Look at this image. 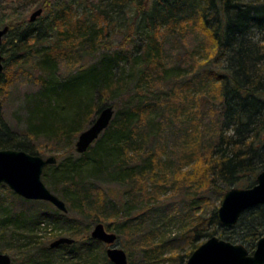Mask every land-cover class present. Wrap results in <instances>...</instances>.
<instances>
[{"label":"trees","instance_id":"1","mask_svg":"<svg viewBox=\"0 0 264 264\" xmlns=\"http://www.w3.org/2000/svg\"><path fill=\"white\" fill-rule=\"evenodd\" d=\"M35 2L0 0V14ZM51 2L42 3L49 12L38 25L25 18L0 22L10 27L1 47L0 150L43 156L41 138L63 150L42 179L68 211L4 186L14 199L43 208L17 211L0 192L1 251L12 254V264H113L107 245L91 236L103 223L125 241L129 264H160L177 240L159 235L178 216L167 213L175 204L193 219L184 235L193 252L196 240L221 231L253 253L264 236V207L247 210L226 229L212 196L221 205L228 190L253 187L264 171V0H86L80 16L76 0ZM190 34L201 38L194 49L186 47ZM171 49L181 62L172 67ZM200 51L204 61L196 57ZM187 57L190 69H182ZM62 62L70 74L52 82ZM123 67L141 72L131 82ZM20 76L42 90L22 134L2 113ZM114 99L120 104L108 103ZM108 106L116 109L109 128L85 154L76 153L79 135ZM203 204L209 212L197 215ZM44 221L61 230L51 232L55 241L69 237L74 244L42 242L36 230ZM174 258L182 264L184 256Z\"/></svg>","mask_w":264,"mask_h":264},{"label":"water","instance_id":"2","mask_svg":"<svg viewBox=\"0 0 264 264\" xmlns=\"http://www.w3.org/2000/svg\"><path fill=\"white\" fill-rule=\"evenodd\" d=\"M225 2L227 0H218ZM43 14V9L36 10L30 17V23H35ZM10 27L0 28V76L4 71L6 57L1 47ZM115 115L113 106L101 110L94 123L83 131L75 144L76 152L85 154L100 136L109 128ZM54 156L44 158L15 149L0 150V186L6 185L16 195L29 201H43L67 213L66 203L54 194L42 181L45 169L55 165ZM255 206L264 207V171L256 179V184L250 188H232L228 190L218 209V220L223 228L236 226L241 216ZM93 239L107 245V257L113 264H129L125 250L116 244L118 236L108 231L103 223L93 227ZM75 240L62 237L51 244L52 248L60 245H72ZM10 255L0 252V264H12ZM186 264H264V236L257 242L253 253L243 244H236L214 235L202 243L189 257Z\"/></svg>","mask_w":264,"mask_h":264},{"label":"rangeland","instance_id":"3","mask_svg":"<svg viewBox=\"0 0 264 264\" xmlns=\"http://www.w3.org/2000/svg\"><path fill=\"white\" fill-rule=\"evenodd\" d=\"M44 1L45 0H36L34 5H30V4L25 5L22 3H18L17 7H16L17 11L15 14H12L10 12V15H9V12H6V14L9 15L7 17L4 16L3 14H0V22H1V20H3V21H16V20H21L23 18H25L26 21L29 22L31 15L36 10L42 8L41 5ZM51 1H52L51 3H54L56 0H51ZM61 1H65V0H60V2ZM69 1H72V0H69ZM76 1H78V2H76L77 4H74L75 6L73 8V12L76 13L78 16L83 15L84 3L86 2V0H76ZM80 3H83V4H80ZM48 12L49 11L43 10L42 16L40 18H38V20L35 22V24L36 25L40 24L41 18H44L47 20ZM122 39H123L122 37H118V36L113 37V40H115L116 45L118 43L120 45V43L122 42ZM200 41H201V38L196 36V34H190L186 40V47H188L189 49L190 48L194 49L195 47L198 46V43H200ZM116 45H114V46H116ZM171 46H172L171 47L172 49H177L178 44L173 43ZM201 51L197 52L196 57L200 61H204L206 58L201 53ZM181 52L184 53L186 51H181ZM176 54H179V50L166 51L167 59L169 58V60L167 62L171 67L174 66L175 63H181V62H179L180 60L176 61V59L174 58V56ZM3 55L6 57L5 54H3ZM190 63H191L190 58H188V57L184 58L183 64H182V67H183L182 69H186V67L188 69H190L188 66ZM195 67H197V65L193 66V68H195ZM124 69H126L124 71V74H126L125 76L130 75L129 77H132V78H130L131 82H134L136 80L137 76L141 72V71H136L134 69L131 70L128 67L127 68L125 67ZM56 70H57L56 73L54 75H52V77H50L52 82L56 81V83H60L62 80H64L70 74L67 71V67H66V64L64 62L60 63L59 67ZM116 72H119V70ZM16 77H18V76H16ZM28 81H29V79L27 77L20 76L17 79V82L14 84L15 87L12 88L11 95L6 99V101L2 107V113H3L4 119L9 123V125L15 131H18L20 134L24 133V131H26L28 129V127H29L28 119H29V116L31 114L30 109H32V106H36L35 105L36 101L42 97L41 96V93H42L41 88L38 85L33 84L32 82L29 83ZM80 92H81L80 88H79V90L74 89V91L71 94V100H73L75 98V96L80 94ZM41 100L42 99H40V102H42ZM97 100L98 99L95 97L94 102ZM108 103L109 104H116V103L120 104V102H117V100H115V99L109 101ZM63 115H65V114L63 113ZM204 120L206 121L207 118L204 117ZM46 141L47 140H45L44 138H41L38 141V145H40L39 147L44 148L46 146L44 148L45 150L43 149L45 153H42V155H43L42 157L47 158V157L55 156V155H60V156L63 155V154H61V153H63V150H56L52 146H47L48 144L47 145L44 144V142H46ZM185 169L187 171H191V167L189 165H186ZM42 181L51 190V182L44 181L43 179H42ZM4 186H6V185L0 186V192L2 193L3 197H6L10 201H14L15 210H17V211H20V210L32 211V210H38V209L43 208L40 204H35V203L31 204V203H26L24 201H21L19 199H14L10 195L9 191ZM171 194L173 195V193H171ZM172 195H170V194H169V196L167 195L165 197V199H168V197H170ZM212 197H213V203L216 204L217 206H220V200L217 198L219 196L214 195ZM171 201H176V200H175V198H172L169 201H167V203H171ZM180 207L178 205H175V204L173 206H169L167 213H169L170 215H174L175 214L174 212H178V216L176 218L172 219L171 223H168L169 225L167 224L164 228H162V231L159 232V235H160V233H162L167 240L177 239L176 242L172 245L173 250L166 252V255L164 257L167 259L162 261L160 264H175L174 261L169 260V259L171 257H173V259H175L174 257H179V256H184V258L182 260V264H184L185 262L188 261L189 257L187 255H190L195 248V246H193V244H189V237L184 236L186 234V232H185L186 227L185 226L188 225L190 222L192 223L193 219L191 220V218H188V217L184 218L183 215H185L186 210H183ZM200 207H201V208H199L200 210L197 211V215H201V214H204L205 212H209L204 204H203V206L201 205ZM166 221H168V220H166ZM183 224H184V226H183ZM46 228H48V230H46ZM36 232H37L36 234H38V236L40 237V240L42 242L46 241V243L48 245H51L55 241L54 238L51 237V232L53 234L54 233L58 234L61 232V230L56 229V225L54 223H51L49 221H44L40 225V228L38 230H36ZM217 235L220 236L221 231H217ZM205 241H206V238H199L198 240L195 241V244H196V246H198V245L200 246ZM116 245L119 248L127 251V248L125 247V241L123 239H118ZM0 252L10 255L12 258L11 253L1 251V249H0ZM134 255H135V253H134ZM140 256L137 255L135 257H137L139 259Z\"/></svg>","mask_w":264,"mask_h":264}]
</instances>
